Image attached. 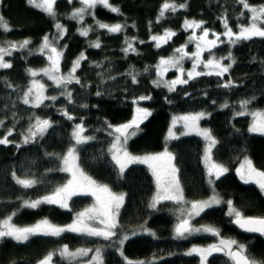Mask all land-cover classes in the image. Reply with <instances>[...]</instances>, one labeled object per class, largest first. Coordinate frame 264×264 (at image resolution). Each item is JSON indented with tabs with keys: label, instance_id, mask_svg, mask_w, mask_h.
I'll return each instance as SVG.
<instances>
[{
	"label": "trees",
	"instance_id": "obj_1",
	"mask_svg": "<svg viewBox=\"0 0 264 264\" xmlns=\"http://www.w3.org/2000/svg\"><path fill=\"white\" fill-rule=\"evenodd\" d=\"M165 2L110 0L120 9L119 13L98 5L87 10L83 20L78 22L69 17L76 8L82 7L80 0H72L71 4L68 0H56L55 18L28 5L26 0H0V16L10 29H0V48L11 52L6 59L12 64L11 68L0 69V138L7 136L11 141L0 145V220L15 212L12 223L17 226H31L45 218L55 225L66 226L73 222L77 213L93 204L92 195L80 194L71 197L68 209L51 204H41L35 209L21 207L25 200L34 201L50 195L71 179L60 169L63 156L73 146L78 166L86 176L97 184L107 185L113 193L124 194L114 229L116 235L110 240L73 232H64L58 237L36 235L24 243L4 238L0 239V264H38L50 252L54 253L53 264H64L57 251L64 245L70 251L100 248L103 264H125V257L133 264L138 261L200 264L198 256L185 253L194 246L208 245L220 238L236 240L246 246L250 257L264 261V236L243 233L234 227L233 217L227 215L226 203L233 201L234 207L245 216H264V194L257 185L242 182L237 174V169L246 160H250L257 170L264 171V135L248 131L251 125L248 113L264 110V38L255 37L233 45L221 36L225 42L218 43L211 52L204 51L201 59H219L231 52L235 62L229 72L223 77L201 75L186 84L176 85L175 91H169L163 82L181 74L176 68L168 67L163 72L161 85L156 86L153 82L161 79L157 76V65L161 58L178 57L180 54L175 49L182 45H186L185 51L189 54L196 51V43H189L192 29L186 31L182 27L186 19L204 21L203 28L210 30L208 39H213L211 32L220 34L225 30L220 18L226 17L233 31H238L237 25L247 23L250 13L244 10L245 14L241 16L242 5L238 0H167L187 6L175 12L166 11L158 22ZM248 3L259 6L264 5V0H248ZM56 22L66 29L62 38L56 36ZM97 22L124 27L120 32L109 33L98 28ZM89 26L92 30L86 37L81 36L79 30ZM165 30L174 31L176 35L157 48L151 37L163 35ZM195 31L199 36L202 29ZM45 35L63 52L58 75H68L73 61L81 53L86 59L80 61L75 71L80 83L57 87L45 78V96L56 99H45L34 107L31 102L24 104L22 97L33 78L44 75L33 77L27 70L39 72L49 65L47 51L44 54L39 51ZM25 39L30 44L20 49L18 45ZM126 39L135 51H123L127 47ZM97 40L100 47H91ZM12 43L17 44L16 49L10 48ZM232 60L221 62L228 64ZM192 64L188 57L181 61L182 78L187 79ZM197 71L210 69L201 64ZM129 73L136 76L137 83H132ZM229 79L233 85L222 87ZM98 92L101 94L97 95ZM141 96L151 98L134 104L133 100ZM244 100L251 103L242 109ZM136 107L149 109L152 115L141 124V131L127 142V150L133 155L159 153L165 148L171 152L185 203L208 200L216 195L221 203L202 212L192 225L212 226L219 231V238L208 233L176 238V204L160 202L155 208L149 207L155 195L150 171L143 165L130 164L123 174L119 173L109 151L115 132L108 125L115 127L130 121ZM64 111L73 119H67L62 114ZM241 111L244 114L238 115ZM195 113H205L201 124L210 130L216 141L210 156L212 163L227 169L219 179L211 177L212 184H209L208 169L203 163L204 142L201 138L187 135L166 140L173 116ZM37 117L48 120L51 126L43 135L37 134L25 144L24 138ZM81 123L84 127L82 135L93 139L76 145L71 134L75 125ZM13 173L20 179L35 180L36 183L24 188L16 183ZM125 236L127 239L120 245L118 241ZM208 264H232V261L226 255H214L208 257Z\"/></svg>",
	"mask_w": 264,
	"mask_h": 264
},
{
	"label": "snow or ice",
	"instance_id": "obj_2",
	"mask_svg": "<svg viewBox=\"0 0 264 264\" xmlns=\"http://www.w3.org/2000/svg\"><path fill=\"white\" fill-rule=\"evenodd\" d=\"M27 4L40 9L45 14L50 17L55 18V4L56 0H26ZM71 4L72 0H68ZM82 7L76 8L70 19H77V21L83 20L84 14L89 9H94L98 5L102 6L113 13H119L120 9L118 7L113 6L110 3V0H80ZM238 3L242 5L241 16H243L244 10L250 13L247 23L238 24V31H233V28L229 25V21L226 17H222L221 23L224 27V32L217 34L215 32H211V35L214 37L213 39H208L210 30L207 28H203L204 21L200 20H185L182 27L187 31L188 29H192V35L189 37V43H196V51L189 54L185 51L186 45H182L181 47L175 49L176 53L180 55L178 57L173 56L169 58H161L159 64L157 65V76L161 79L154 81V85L160 86L162 82L163 72L168 70V67H174L177 69L178 73L181 75H177L176 79L163 82L164 86L168 88L169 91H175V86L178 84H186L189 80L195 79L201 75H216L218 77H223L226 73L229 72V69L232 67V64L235 62L232 60L231 52L225 57H221L219 59L213 57L206 61L201 59L202 53L204 51L211 52V49L216 48L218 43H224L225 41L221 40L220 37L223 36L227 39L229 44H236L240 41H248L255 37L264 38V5L253 6L248 3V0H238ZM186 3H181L176 5L174 3L166 2L161 6L159 19L164 17L166 11L175 12L178 8H185ZM54 27L57 29L56 36L58 38H62L66 32V29L62 24L56 22ZM97 27L100 29H106L109 33H117L123 29V25L115 24L108 25L102 22H97ZM0 29L4 31H9V26L7 22L4 21L3 17L0 16ZM196 29H202L201 34L199 36L196 35ZM92 30L91 26L88 28H82L79 30V34L81 36H87L89 31ZM176 33L171 30H165L163 35H155L152 36L151 39L155 42V46L157 48L161 47V43H167ZM127 47L123 49L125 53L129 51H135L132 44L125 40ZM30 44V41L25 39L20 42L18 47L20 49L25 48ZM66 47V46H65ZM91 47L99 48V41H95L91 44ZM11 49H16L17 44L12 43L10 45ZM41 54H44L47 51V60L49 65L44 69H41L45 75L48 76L49 79L53 80L57 87H61L63 84L67 83H80V80L75 76L76 69L80 66V61L86 59L83 53L79 55V57L73 61V66L68 75H58L60 72V59L63 56V52L58 50L57 47L54 46L52 40L49 39V36L45 35L43 37L42 43L39 49ZM5 55H11V52L8 49L0 48V69H8L12 67V64L6 62L4 60ZM188 57L192 59V69L187 72V79L182 78V74L184 73V69L181 66V61ZM222 60H232L231 63L224 64ZM203 64L205 69H210V71L201 72L197 71V68ZM28 73L31 76H36L38 73L35 70L28 69ZM131 75L132 83H137V79L135 75ZM233 85V82L229 79L226 83L221 85L222 87H230ZM11 87V85H9ZM44 85L39 84L37 81H33V86L29 87L27 91L24 92L22 97V102L24 104L33 103L34 107H38L43 103L45 99L55 100L56 97H45L43 95ZM35 92V96H32V93ZM101 93H97L100 95ZM69 103H71V92L68 94ZM151 97L141 96L137 99L133 100V103L136 104L138 100H146ZM251 103L249 100H244L241 102V108H246L247 105ZM83 107H87V105H83ZM224 107H227L225 104ZM67 119L71 120L73 117L64 111L62 113ZM244 112L241 111L238 115H243ZM152 115L151 111L146 108L136 107L134 111V115L132 119L126 123H123L119 126L113 127L111 124L108 125L109 128H112L115 133L118 135L115 137L114 142L111 145L109 151L111 152L112 161L115 162L117 167L119 168V173L123 174L125 169L130 164L140 163V164H148L149 168L152 169L153 176L156 178L157 184V195L153 197L152 202L149 204L150 208H155L156 204L160 200H172L177 202H182L184 200L182 190L180 188V182L176 176L177 168L172 164L173 154L165 149L164 152L154 155H145V156H137L133 155L127 150V142L130 138L136 136L139 131H141V124L144 123ZM205 113H197L194 115L182 116L179 118L173 119V126L175 125L177 119L183 120L185 122V127H196V122L203 118ZM254 120L253 123L249 126L248 131L250 133H259L264 135V112L252 113ZM2 123V121H0ZM50 122L48 120H41L39 117L36 118V122L34 125H31L28 129V136H25L24 143L27 144L30 140L34 139L37 134L43 135V133L50 127ZM84 132L83 124H77L74 127L72 132V138L75 140L76 145L86 143L87 141L93 139V137L83 136ZM111 134V133H110ZM198 135H202L205 140L209 142L208 147L205 149V160H210L209 152L211 146L216 143L214 137L212 136L210 130L208 129H199ZM8 135H11V131L8 132ZM169 137L175 138L172 128H169ZM11 143L8 140L7 136L0 138V145H7ZM20 145H17L19 148ZM76 148L75 146L70 147L68 152L63 156V164L64 167L60 169V171H66L71 173V179L67 181L62 186L57 187L54 192L50 195H46L41 197L40 199L34 201L25 200L21 207H27L31 209H35L39 207L41 204H51L57 205L60 208L68 209L69 204L68 201L72 196L75 195H92L96 199V203L98 207L85 209L84 211L77 213L76 218L73 222L66 226H58L51 223L47 218L38 221L36 224L31 226H17L12 223L13 216L16 213H12V215L5 217L0 220V239L10 238L11 240L17 243H24L29 240L30 237L36 235L42 236H52L58 237L64 232H73L84 234L88 236L94 237H102L105 240H110L112 237L116 235L114 229L117 227L116 223V215L119 212V209L123 205L124 202V194H116L113 193L107 185L97 184L96 181L92 180L90 177L86 176L74 163L76 159ZM248 171L246 174L242 173L240 169H237V174L240 176L241 180L244 183L254 182L260 192L264 194V171L257 170L253 167L252 162L250 160H246ZM227 171L221 165L211 163L208 168V176H209V184H212L213 181L211 177L215 175L217 179L221 175H223ZM13 178L16 183L24 188L32 187L33 184L36 183L35 180L29 179H20L16 177L15 173H13ZM162 190V192H161ZM221 203V200L213 195L208 200L200 201V202H192L191 203V211L188 212V218L181 219L180 222L175 226V237L176 238H186L188 235H192L195 233H208L214 237H220L219 231L212 226H201L199 228L194 227L190 223V219L192 216H199L202 212H205L206 209H211L214 205H218ZM228 213L230 217H233L232 222L237 225L240 229L249 233H259L261 236H264V216L262 217H251L245 216L240 210L234 207L233 201L228 200ZM93 213L95 215H93ZM97 217L100 218L99 222L103 225V228L91 227L86 222L87 220H93ZM144 231H149L148 229H144ZM154 235V233H150ZM124 239H127L125 236L123 239H120L118 243L120 245L123 244ZM235 246V247H234ZM59 255L61 258H74L76 256H87L91 249H77L76 251H70L67 245L62 246L59 250ZM223 252L231 261L232 264H264V261H258L247 254L246 246L238 243L236 240H225L220 238L218 243H214L208 245L207 247H193L189 251L185 253V255H197L199 256L200 264H208V257L213 253ZM54 253H48L43 259L38 261V264H52ZM123 255V252H121ZM87 264H103L101 249H95L94 255L91 257V260L87 262ZM125 264H133L132 261L127 260L125 257ZM135 264H148L146 261H138Z\"/></svg>",
	"mask_w": 264,
	"mask_h": 264
},
{
	"label": "rangeland",
	"instance_id": "obj_3",
	"mask_svg": "<svg viewBox=\"0 0 264 264\" xmlns=\"http://www.w3.org/2000/svg\"><path fill=\"white\" fill-rule=\"evenodd\" d=\"M38 2H39V0H38ZM38 9V8H37ZM40 10V9H39ZM6 56L7 55H5L4 56V60L6 61V62H9L7 59H6ZM38 74L36 75V76H39L40 74H44L42 71H39V72H37ZM45 78H47L46 80H51V79H49L48 78V76L47 75H42V76H39V77H35V78H33V80L31 81V83H30V87H32L33 86V81H37V82H39V84H42V85H44V83H43V80L45 79ZM53 81V80H52ZM54 83V82H53ZM55 84V83H54ZM43 95L45 96V85H44V89H43ZM35 96V92H33L32 93V96L30 97V100H32V97H34ZM46 97V96H45ZM32 103V102H31ZM33 104V103H32ZM253 112H256V113H260V112H264V110H259V111H252V112H249L248 114H249V117L251 118V124L253 123V120H254V117H253V115H252V113ZM195 114H197V113H195ZM187 115H194V114H184V115H178V116H173L172 117V119H171V121H170V124H169V127H168V130H167V134H166V140H171V139H176V138H178V137H180V136H187V135H191V136H197V137H199V138H201L202 140H203V142H204V154H203V163H204V165H205V167H206V169H208L209 167H210V165H211V163H212V161H211V159L210 160H205V149L208 147V144H209V142L207 141V140H205V138L202 136V135H198L197 133H198V130L199 129H206L202 124H201V120L204 118H201L200 120H198L197 122H196V127H191V126H189V127H185V122L183 121V120H179V119H177V121H176V123H175V125L173 126V119L174 118H179V117H182V116H187ZM169 128H172V132H173V134H174V136H175V138H170L169 137ZM259 134V133H258ZM118 134L117 133H115V137L117 136ZM131 139V138H130ZM129 139V140H130ZM114 140H115V138H114ZM128 140V141H129ZM114 142V141H113ZM213 146L214 145H212L211 146V149H210V152H209V157L211 156V151H212V149H213ZM166 149V148H165ZM165 149H163L161 152H159V153H162V152H164L165 151ZM159 153H154V154H159ZM154 154H147V155H154ZM76 155V154H75ZM77 156V155H76ZM137 156H145V155H137ZM74 163H75V165L79 168V166H78V162H77V157H76V159H75V161H74ZM135 164H140V163H135ZM172 164H173V161H172ZM140 165H143V166H145L149 171H150V173H151V175H152V177H153V179H154V183H155V195L154 196H156L157 195V192H158V189H157V184H156V178L153 176V172H152V169L151 168H149V166H148V164H140ZM63 167H64V164H63ZM80 169V168H79ZM238 169H240L241 170V172L242 173H244V174H246L247 173V171H248V166H247V163L246 162H244ZM66 172V171H65ZM69 176H70V178H72L71 177V173L70 172H66ZM176 176H177V173H176ZM239 176V175H238ZM240 177V176H239ZM212 178H213V180H216L217 178L215 177V175H213L212 176ZM240 180H241V178H240ZM242 181V180H241ZM243 182V181H242ZM249 183H253V184H255L254 182H249ZM256 185V184H255ZM180 188H181V186H180ZM182 190V189H181ZM161 192H162V190H161ZM183 193V192H182ZM93 199H94V202H93V204L90 206V207H88L87 209H91V208H96V207H98V205H97V203H96V199H95V197L93 196ZM160 202H173V203H175L176 204V207H175V211H176V213H177V222H176V224H175V226L180 222V220L181 219H184V218H188V212L189 211H191V203H185L184 202V200L182 201V202H177V201H172V200H160L158 203H160ZM198 202H200V201H198ZM157 203V204H158ZM215 206V205H214ZM120 210V209H119ZM93 215H95L94 213H93ZM118 215H119V212H118V214L116 215V223H118ZM197 216H192L191 217V219H190V223H191V225H192V222H193V220L196 218ZM99 220H100V218L99 217H97L96 219H93V220H87V218H86V222L89 224V226H91V227H96V228H103V225L102 224H100V222H99ZM193 226V225H192ZM197 228H199V227H197ZM139 233V232H138ZM137 233V234H138ZM202 235V234H207V233H203V232H201V233H195V234H192V235ZM189 236V235H188ZM100 238H102V237H100ZM104 239V238H103ZM226 240V239H225ZM219 242V240H216V242H211V243H209L208 245H211V244H214V243H218ZM208 245H204V246H194V247H200V248H204V247H207ZM235 247V246H234ZM193 248V247H192ZM76 251V250H75ZM74 252V251H73ZM94 253H95V251H90L89 253H88V255L87 256H76V257H74V258H63V262H64V264H87V262L89 261V260H91V257L94 255ZM193 255H195V254H193ZM197 256V255H196ZM198 258H199V256H198ZM53 264V263H52Z\"/></svg>",
	"mask_w": 264,
	"mask_h": 264
},
{
	"label": "water",
	"instance_id": "obj_4",
	"mask_svg": "<svg viewBox=\"0 0 264 264\" xmlns=\"http://www.w3.org/2000/svg\"><path fill=\"white\" fill-rule=\"evenodd\" d=\"M233 226L236 227L240 232H243V233H247V234H254V235H257V236H261L259 233H249V232H245L243 231L242 229H240L237 225H235L233 222H232ZM220 254H223V252H216V253H213L212 255H220Z\"/></svg>",
	"mask_w": 264,
	"mask_h": 264
},
{
	"label": "flooded vegetation",
	"instance_id": "obj_5",
	"mask_svg": "<svg viewBox=\"0 0 264 264\" xmlns=\"http://www.w3.org/2000/svg\"><path fill=\"white\" fill-rule=\"evenodd\" d=\"M219 240V239H218ZM220 255H225L224 253L223 254H220ZM211 256H214V255H211ZM210 257V256H209Z\"/></svg>",
	"mask_w": 264,
	"mask_h": 264
}]
</instances>
